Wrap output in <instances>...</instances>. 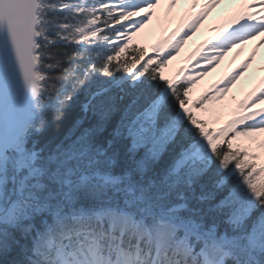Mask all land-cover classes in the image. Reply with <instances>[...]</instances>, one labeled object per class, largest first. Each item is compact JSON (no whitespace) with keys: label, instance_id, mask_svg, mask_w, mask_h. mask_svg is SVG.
<instances>
[{"label":"snow or ice","instance_id":"1","mask_svg":"<svg viewBox=\"0 0 264 264\" xmlns=\"http://www.w3.org/2000/svg\"><path fill=\"white\" fill-rule=\"evenodd\" d=\"M162 3L196 10L149 55L133 38ZM260 46L264 0H0V264H264V82L215 126Z\"/></svg>","mask_w":264,"mask_h":264},{"label":"rangeland","instance_id":"2","mask_svg":"<svg viewBox=\"0 0 264 264\" xmlns=\"http://www.w3.org/2000/svg\"><path fill=\"white\" fill-rule=\"evenodd\" d=\"M163 7H165L163 11L164 17H163V13L161 12ZM234 7L235 4H230L226 2L225 4L219 6V10L216 8L214 12L217 13V15L218 14L224 15L230 13ZM187 9H189L190 11L196 10V9H190L187 3H181L180 5L173 8L171 12H169L166 4L162 3L155 10V15L153 16V19L149 22V24H147L145 28L141 30V32L138 33L136 37L133 38V42L136 41L137 44L141 45L148 51V43H150V38L152 37L153 33H155V31L157 30L156 29L157 24L160 27L162 26L163 28V29L161 28L162 30L159 33L162 32H164L165 34L170 33L172 31V28L177 25L181 13L185 12ZM213 20L214 18L213 19L211 18V20L209 21L210 24H208L209 29L207 30V33H209L210 30L212 31L214 29L215 24L213 25ZM197 32H199V30ZM197 35H199L197 36L199 39L201 35L200 34ZM159 37L160 36L156 37L155 40L153 39L154 40L153 44L158 42ZM204 39L205 38L202 35L201 41H196V44L192 43L190 47L192 48L194 47L195 49H197L202 44ZM254 47H255L254 44H252L251 48L250 46L241 45L235 48V51L234 49H232L223 59V60H225L226 58L228 59V66H225L224 69L222 70L221 69L219 70L220 64H218L215 67L220 72L218 78L216 79L214 78V80H211L212 79L211 77L207 78V76H204L201 77L199 81L195 83L193 91L191 93L193 99L197 98L200 94L207 91L211 87V85L216 81L226 78V76L230 74L232 71L237 70L238 66L244 61V59L250 54V52L254 50ZM195 57L197 56L190 57L185 55L183 58L181 57L183 59L181 65L180 64L181 61L177 54L174 57V59L169 62L168 67L165 69V74L169 76H174L177 69L180 68L181 66L188 65L190 67L191 66L190 63ZM194 66L195 65H192L191 67ZM260 75L261 76L263 75L262 79L264 82V46H260L257 54V59L253 61V63L250 64L248 70L245 71L240 76V79L237 80V82L232 86V89L224 98V100L215 102V106L220 109V112L218 113L219 120L215 126H219V124L223 123L233 112V110H235L238 107L239 101L241 99H244L250 91L256 89L253 87L254 86L253 82ZM259 106H264V105H259ZM198 114L204 115L206 118L213 116V113L198 112Z\"/></svg>","mask_w":264,"mask_h":264},{"label":"bare ground","instance_id":"3","mask_svg":"<svg viewBox=\"0 0 264 264\" xmlns=\"http://www.w3.org/2000/svg\"><path fill=\"white\" fill-rule=\"evenodd\" d=\"M224 4H225V3H224ZM221 5H222V4H221ZM221 5H219V6H221ZM219 6H217V9H218V10H219ZM236 9H237V6L235 5V7L231 10L230 13L236 11ZM214 10H215V9H213L212 12L209 13V17H208V19L205 21L204 25H202L201 28L199 29L200 32L205 33V31H206V25L209 23V20H211V18H212V19L214 18V20H213V24H217V25L222 24V23H224V22L226 21V19H227V15H228L229 13L220 16L221 14H218V15H217V13H215ZM179 23H180V20H179V22L177 23V25L172 29V31H173V30L179 25ZM172 31H171V32H172ZM171 32H170V33H171ZM168 34H169V33H168ZM168 34H166V35H162L161 38H162V39L165 38ZM196 34H197V33H196ZM161 38H160V39H161ZM160 39H159V41H160Z\"/></svg>","mask_w":264,"mask_h":264},{"label":"trees","instance_id":"4","mask_svg":"<svg viewBox=\"0 0 264 264\" xmlns=\"http://www.w3.org/2000/svg\"><path fill=\"white\" fill-rule=\"evenodd\" d=\"M148 43V42H147ZM149 55H151V54H149Z\"/></svg>","mask_w":264,"mask_h":264}]
</instances>
